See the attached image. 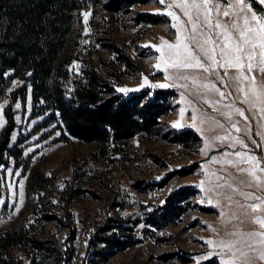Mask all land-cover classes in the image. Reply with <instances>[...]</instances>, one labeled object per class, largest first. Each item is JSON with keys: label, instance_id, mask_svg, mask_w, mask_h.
Returning <instances> with one entry per match:
<instances>
[{"label": "rangeland", "instance_id": "obj_1", "mask_svg": "<svg viewBox=\"0 0 264 264\" xmlns=\"http://www.w3.org/2000/svg\"><path fill=\"white\" fill-rule=\"evenodd\" d=\"M158 10L165 11L156 0L114 14L96 6L82 9L75 16L61 57L60 76L56 78L59 88L70 92L91 73L115 91L171 85L172 80L164 79L166 73L153 67L160 53L152 46H161V38L175 40V21L166 14L159 15L163 19L158 23L140 16H155ZM172 11L184 21L179 9ZM83 13L91 14L85 20ZM23 84V79L16 78L0 89L5 121L0 131L9 116L14 120L10 154L5 155L4 167H0V233L4 236L20 231L27 235L28 244L0 248L2 260L10 264H201L213 259L216 264H228L230 256L216 244L222 234L258 230V225L240 224L232 218L236 209L206 191L215 183L211 174H219L223 166V152L232 150L219 141L205 148V140L216 134L208 131L207 123H197L202 132L184 126L192 123L189 117L193 111V98L184 89L168 87L175 89L177 96L155 135L139 134L125 143L100 144L71 136L58 112L41 113L44 105L34 107L30 88L25 100H14L12 92ZM131 92L137 91L127 94ZM17 103L20 108L15 107ZM237 106L245 108L251 117L245 105L237 102ZM195 107L224 122L203 101ZM181 108L185 109L183 119ZM233 119L238 117L233 115ZM175 121H180V128L172 127ZM261 123L264 121L253 119V133L264 131ZM185 129H192L199 141H172L175 131ZM244 138L253 154L264 156ZM181 188L195 191L188 199V211L163 230L147 227L146 214ZM234 199L249 202L243 197ZM114 241L126 244L109 247Z\"/></svg>", "mask_w": 264, "mask_h": 264}, {"label": "snow or ice", "instance_id": "obj_2", "mask_svg": "<svg viewBox=\"0 0 264 264\" xmlns=\"http://www.w3.org/2000/svg\"><path fill=\"white\" fill-rule=\"evenodd\" d=\"M156 2L163 5L165 11L158 10L153 14L171 17L176 32L174 41L161 38V46H152L160 53L159 62L153 67L166 73L164 79L173 83L149 84L148 87L184 89L193 98V111L189 117L192 123L184 126L202 132L204 129L197 127V123H207L208 131L216 134L205 140V148L219 141L223 147L232 150L223 152V166L218 169L219 174H211L215 183H210L206 191L222 197L230 209H236L232 218L240 224L251 223L259 227L243 232L225 231L216 244L230 256L228 264H260L264 262V195L257 193H264V156L253 154V148L244 137L264 152V131L253 133L252 124L253 119L264 121V0ZM173 8L180 10L185 18L183 22ZM90 14L83 13L84 19L87 20ZM116 91L127 94L138 89L118 88ZM199 101L217 112L224 122L196 108L195 103ZM237 102L247 107L251 117L246 115L245 108L237 106ZM15 107L21 105L17 103ZM184 115L185 109L181 108V119ZM233 115L238 119H233ZM4 123L0 106V127ZM172 127L180 128V121L173 122ZM260 127L264 128V123ZM255 137L261 139L258 141ZM213 162L220 163L215 159ZM246 188L252 191H245ZM237 196L249 202L234 199ZM208 202L212 203V199ZM216 204H220L219 199ZM207 243L212 245L213 241Z\"/></svg>", "mask_w": 264, "mask_h": 264}, {"label": "trees", "instance_id": "obj_3", "mask_svg": "<svg viewBox=\"0 0 264 264\" xmlns=\"http://www.w3.org/2000/svg\"><path fill=\"white\" fill-rule=\"evenodd\" d=\"M152 1L155 0H0V89L16 78L23 79L24 84L12 92L13 99L25 100L30 88L34 107L43 104L41 113L58 112L68 133L85 142L120 144L139 134L155 135L162 118L173 108L175 89L145 88L129 94L116 93L95 73L86 82L73 86L70 92L59 88L56 82L77 13L96 6L114 14ZM140 16L152 23L163 19L159 15ZM13 130L14 120L9 116L7 125L0 131V165L5 155L10 154ZM187 140L196 142L199 137L192 129L175 131L172 136V141ZM194 192L188 188L171 192L161 205L146 214L144 224L163 230L188 211V199ZM112 243L109 247L126 244ZM27 244V235L20 231L4 236L0 233V248ZM0 264L10 262L0 258ZM201 264L216 262L210 259Z\"/></svg>", "mask_w": 264, "mask_h": 264}]
</instances>
